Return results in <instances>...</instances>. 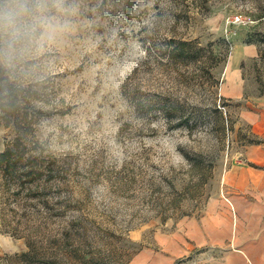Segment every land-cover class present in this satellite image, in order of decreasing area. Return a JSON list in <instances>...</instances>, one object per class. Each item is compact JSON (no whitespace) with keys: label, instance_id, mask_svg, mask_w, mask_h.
Segmentation results:
<instances>
[{"label":"rangeland","instance_id":"374dc122","mask_svg":"<svg viewBox=\"0 0 264 264\" xmlns=\"http://www.w3.org/2000/svg\"><path fill=\"white\" fill-rule=\"evenodd\" d=\"M9 13L0 153L44 169L0 167V264H264V200L230 199L262 142L264 0H0Z\"/></svg>","mask_w":264,"mask_h":264},{"label":"crops","instance_id":"0c3cea01","mask_svg":"<svg viewBox=\"0 0 264 264\" xmlns=\"http://www.w3.org/2000/svg\"><path fill=\"white\" fill-rule=\"evenodd\" d=\"M256 49L253 45H246L241 50V56L238 61L247 57H254ZM242 68L237 63H229L227 67V77L223 88V95L230 99H240L243 96ZM261 105L264 108V98H261ZM248 118L255 127V132L262 138V142L249 146L245 151L244 160L237 177L232 179V193L230 195L231 206L238 209L244 204V200L256 199L264 200V109L258 115L250 112ZM246 210L252 208L253 204L245 202ZM234 208V207H233ZM256 261V259H251Z\"/></svg>","mask_w":264,"mask_h":264},{"label":"trees","instance_id":"16d2710c","mask_svg":"<svg viewBox=\"0 0 264 264\" xmlns=\"http://www.w3.org/2000/svg\"><path fill=\"white\" fill-rule=\"evenodd\" d=\"M4 86H0V110L4 111L5 109H9L13 105V99L12 97L3 96ZM25 121V120H24ZM23 133V132H20ZM17 142V141H16ZM24 152L23 148H18V145H13V148H7L3 152L0 153V167L3 169V173L5 175H12L16 168L17 164L20 160L23 159ZM35 154H29L24 158L25 162H27V165H22L21 169L28 170L27 175H32L35 177V174H40L43 172L44 166H39V161L37 160ZM38 165V166H37ZM45 171V170H44ZM46 172L49 173L47 170Z\"/></svg>","mask_w":264,"mask_h":264},{"label":"clouds","instance_id":"9594fccd","mask_svg":"<svg viewBox=\"0 0 264 264\" xmlns=\"http://www.w3.org/2000/svg\"><path fill=\"white\" fill-rule=\"evenodd\" d=\"M26 10L27 9L23 5H21V12H24ZM5 20L7 21V23L9 25L13 24L14 23V16H13V14L12 13H9V14H7V16H0V21H5Z\"/></svg>","mask_w":264,"mask_h":264}]
</instances>
